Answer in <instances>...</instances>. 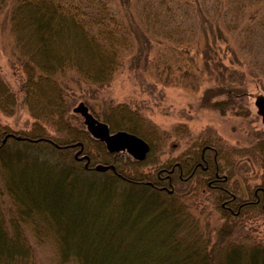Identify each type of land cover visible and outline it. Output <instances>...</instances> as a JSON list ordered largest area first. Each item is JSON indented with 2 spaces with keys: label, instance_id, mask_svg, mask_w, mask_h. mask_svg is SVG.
<instances>
[{
  "label": "trees",
  "instance_id": "trees-1",
  "mask_svg": "<svg viewBox=\"0 0 264 264\" xmlns=\"http://www.w3.org/2000/svg\"><path fill=\"white\" fill-rule=\"evenodd\" d=\"M0 13L21 71L16 93L0 75V115L23 109L34 128L10 132L0 125V264H264V243L241 227L264 218L260 208L235 215L216 208L221 223L212 225L184 204L202 189L195 165L204 133L192 136L182 126L186 147L160 162L168 135L140 109L109 101L95 113L83 102L111 133L148 146L141 161L108 153L71 115L75 100H66L62 83L72 75L100 90L124 64L146 71L154 44L166 42L185 56L193 51L194 76L209 84L202 109L245 120L247 87L264 94V0H0ZM59 28L92 50L100 67L78 53L48 56L61 43ZM44 125L58 136L49 137ZM251 142L233 153L247 155L260 171L264 144ZM76 144L89 157L86 168L71 157ZM96 165L113 170L96 172Z\"/></svg>",
  "mask_w": 264,
  "mask_h": 264
},
{
  "label": "rangeland",
  "instance_id": "rangeland-1",
  "mask_svg": "<svg viewBox=\"0 0 264 264\" xmlns=\"http://www.w3.org/2000/svg\"><path fill=\"white\" fill-rule=\"evenodd\" d=\"M4 15L0 13V75L11 87V90L16 93L19 82L18 75L21 71L13 57L12 40L7 23L5 25ZM32 30L29 28L28 32H32ZM66 31L59 28L61 43L54 44L45 53L48 56H51L52 52L56 50L65 53H78L86 59L89 65L99 68L101 63L96 60L94 52L85 46L79 38H72ZM182 50L181 48L171 49V45L166 42L155 43L153 50L149 53L151 65L146 68V71L142 69L140 63L124 64L113 75L108 86L100 90L72 75H67L62 79V83L66 89V100L68 102L75 100L72 104L73 107L69 110L71 115L73 114L74 118L77 117L76 120H81L78 114L72 112V109L83 102H87L86 104H89L95 113L100 111L102 102L108 103L109 101L114 104H125L133 109H140L142 117L154 125L159 133L168 135L166 147L159 159L160 162L177 157L186 147L185 138L180 137L183 132L182 126H186L192 136L212 130L215 134L222 136L229 145L245 144L249 137L246 132L253 133L254 130L256 135H260L263 128L260 123H257L253 102L256 96H264V94L253 86L247 87V95L249 96L245 103L247 110L242 112L248 114L249 117L245 120L230 115L219 116L218 111L202 109L199 105V98L209 84L207 85L202 81L199 83L194 76L197 71L195 67L191 66L188 58L194 55L193 51L185 56ZM251 116H253L252 119ZM252 121L254 125L250 124ZM71 123L75 124L74 120H71ZM0 125L6 126L10 132L32 131L34 129L33 120L23 109L18 110L15 116L11 118L0 115ZM131 126L140 130L137 126ZM178 126H180V133L176 132ZM59 128L58 126L57 130ZM44 130L51 138L58 136L56 132H53L54 128L50 126L44 125ZM76 146V149L71 152L72 158L80 150L77 144ZM82 152L83 150L79 156L82 155ZM89 152L95 155L97 150L90 148ZM254 169L253 172H260L256 167ZM148 170L145 168L142 171L147 172ZM184 204L195 215L202 211L201 218L208 219L212 225L221 223L216 214L213 213L212 208H200L202 205L200 195L196 199H185ZM243 225L241 226L242 231H254L253 236L264 243V218L248 219Z\"/></svg>",
  "mask_w": 264,
  "mask_h": 264
},
{
  "label": "flooded vegetation",
  "instance_id": "flooded-vegetation-1",
  "mask_svg": "<svg viewBox=\"0 0 264 264\" xmlns=\"http://www.w3.org/2000/svg\"><path fill=\"white\" fill-rule=\"evenodd\" d=\"M254 114L257 117V123H260L263 128V132L260 135H255L254 130L253 133L246 132L249 137L245 144L229 145L222 136L215 134L212 130V132L208 130L211 133H204L199 162L195 165L199 168L200 187H202L200 192L202 205L200 208H212L213 213H215L216 208H220L234 215L238 214L241 208H247L250 214L255 208H260L264 214V167L259 173H255L253 172L255 171L253 162L247 155L244 154L242 157H238L233 153V149L245 148L252 144L251 140H257L264 144V126L256 109ZM252 118L253 116H251ZM253 121L250 124L254 125ZM109 133L112 134L110 131ZM81 147L83 150L82 145ZM228 148L231 149L232 153ZM86 157L88 158V166L89 157ZM76 159L84 161L79 160L78 157ZM84 162L86 164V161ZM191 176L189 166L185 181H188L189 187ZM249 219L252 220L253 218L250 217Z\"/></svg>",
  "mask_w": 264,
  "mask_h": 264
},
{
  "label": "water",
  "instance_id": "water-1",
  "mask_svg": "<svg viewBox=\"0 0 264 264\" xmlns=\"http://www.w3.org/2000/svg\"><path fill=\"white\" fill-rule=\"evenodd\" d=\"M253 105L257 111V114L261 118L262 125L264 126V96L258 95L254 98ZM74 114H78L83 121L85 130L91 136V138L100 141L104 144V147L108 153H120L125 152L131 158L136 161H141L144 159L148 146L139 138L125 133L117 132L110 134L106 125L96 121L88 112L86 106L83 103H79L75 108L72 109ZM80 147V150L75 154L77 158L82 150L81 144H77ZM79 160H85L86 168L88 163V158L82 156ZM108 169L113 170V167H107L102 165H97L94 167L96 172H106Z\"/></svg>",
  "mask_w": 264,
  "mask_h": 264
}]
</instances>
